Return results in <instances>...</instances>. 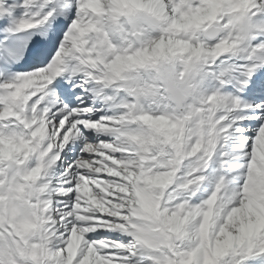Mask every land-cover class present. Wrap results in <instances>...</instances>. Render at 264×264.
Listing matches in <instances>:
<instances>
[{"label":"snow or ice","instance_id":"6c2138e0","mask_svg":"<svg viewBox=\"0 0 264 264\" xmlns=\"http://www.w3.org/2000/svg\"><path fill=\"white\" fill-rule=\"evenodd\" d=\"M0 264H264V0H0Z\"/></svg>","mask_w":264,"mask_h":264}]
</instances>
